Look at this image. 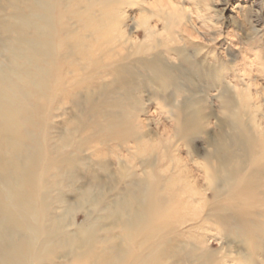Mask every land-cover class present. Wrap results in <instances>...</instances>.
Listing matches in <instances>:
<instances>
[{
    "label": "rangeland",
    "instance_id": "rangeland-1",
    "mask_svg": "<svg viewBox=\"0 0 264 264\" xmlns=\"http://www.w3.org/2000/svg\"><path fill=\"white\" fill-rule=\"evenodd\" d=\"M7 4L0 0V78L4 75L22 96L16 99L27 114L17 120L20 113L0 112V123L9 122L12 138L23 143L17 145L24 163L11 173V191L1 183L0 220L9 235L0 248L14 246L22 264L21 257L28 264H98L103 248L139 250L147 216L131 197L132 189L142 190L131 179L143 177L145 161L158 154L187 158L189 152L205 150L203 133L192 134L191 140L177 139L172 131L169 137L156 134L176 126L164 99L182 96L183 89L163 87L159 76L142 67L126 72L99 50L91 56L68 40L67 50L52 44L35 50L31 29L25 35L11 31L13 10ZM110 8L115 22L127 34L133 31L139 45L186 46L197 61L215 69L216 79L243 87L246 92L233 96L229 111L250 129L255 118L264 131V0H116ZM54 29L59 39V26ZM239 69L249 77L243 79ZM132 82L138 86L132 88ZM219 100L212 98L213 109L219 110ZM206 107L205 113L213 114ZM218 113L225 115L221 109ZM254 134L263 139L249 165L264 169V134ZM139 137L149 144L139 148L134 140ZM243 176L236 186L245 182L239 180ZM214 200L207 191L193 203L195 213L189 217L199 218L192 225L159 236L153 264H225L223 252L241 258L237 251L245 257H230L226 264H264V197H247L244 205L232 203L226 211L218 210ZM233 210L243 218L240 223L219 221L221 213ZM5 262L16 264L1 252L0 264Z\"/></svg>",
    "mask_w": 264,
    "mask_h": 264
},
{
    "label": "bare ground",
    "instance_id": "bare-ground-1",
    "mask_svg": "<svg viewBox=\"0 0 264 264\" xmlns=\"http://www.w3.org/2000/svg\"><path fill=\"white\" fill-rule=\"evenodd\" d=\"M7 1L6 8L13 10L11 20L14 21V25L10 26L11 31L25 35L31 29L35 50L40 45L48 46L49 44H52V48L57 45L59 49L67 50L64 46L69 42H75L77 46L82 45L87 53L89 51L91 56L99 50L106 59L113 62L111 64H117L119 69L128 72L135 67H142L159 76L163 87H165L164 84H169L175 88H182L181 99L177 94H171V97L168 96L164 99L166 105L172 107L168 112L177 124L173 130L166 127L160 128L156 132L159 137L166 135L169 137L171 131L174 132L177 139L183 140H191L192 134L197 133H203L205 136L203 153L189 152L187 158L162 153L145 161L144 176L139 177L137 174L131 179L133 186L142 188L137 192L132 189L131 197L140 201L139 207L147 216L146 219L144 218L146 225L139 230L142 236L139 244L141 250L122 253L117 246L103 248L97 257L98 264H153L156 262L154 248L158 246L159 236L170 230H180V227L187 222H191L188 225H192L199 218L197 216L189 217L191 213H195L192 211L193 203L200 198H205L207 191L212 192L215 199L214 204L219 206L218 210L222 211L232 209L233 207L230 205L232 203L244 205L247 197H264V182H261L264 180V169L261 166L249 165L255 154L257 143L263 139L257 138L254 132L262 135L264 131L255 118L248 124L251 126V130L250 127H245L242 124L236 114L229 111L233 105V96H240L246 92L243 87L227 80H224L226 82L224 83L222 79H216L215 69L206 64L204 60L203 62L197 61L196 56L189 53L186 46H170L162 49L159 48L157 42L139 45L133 31L129 30L127 34L124 25L115 22L110 7L116 0ZM55 25H58L60 29L59 39H56L57 35L55 36L57 34L55 33L57 29H54ZM138 25L140 24L138 23ZM152 31V29L149 31V36L152 35ZM42 37L45 38L42 39ZM66 40L69 42L66 43ZM13 50L14 53L18 52L16 46H13ZM37 67L41 71L42 67ZM239 75L246 79L250 74H247L245 69H239ZM210 79L213 81L212 84ZM217 80L220 82L219 84L214 83ZM247 85L249 86V84ZM136 86H138L137 83H131L132 88ZM213 90L216 93L210 94L209 91ZM202 91H205L204 95H200ZM19 95L11 82L1 75V114L4 112L20 113L17 116L15 114V119L18 116L21 117L22 113L27 114L24 109L26 106H21L22 100L16 99ZM20 97L22 96L20 95ZM213 97L220 99V104L216 106L224 112L223 117L218 115L219 110L213 109ZM207 104L212 109L213 114L211 115L205 113ZM210 118L215 120L210 123ZM19 119L18 117L17 120ZM112 123L113 126L116 125L115 122ZM211 125L213 129L209 130ZM12 137V126L9 122L7 124L1 122L0 199L1 183L4 182L11 191V173L15 170L17 172L18 168L24 164L23 158L19 156L21 148L17 145L21 143ZM134 140L139 148L149 144L145 138L139 137ZM190 143L188 142V146ZM26 157H28L27 154ZM241 175L244 176L239 180H245V182L243 184L239 182L236 186L235 181ZM203 182H206L207 185L201 187L200 184ZM147 188L149 191H146ZM145 191L146 195H144ZM142 199L148 200L143 204ZM218 219L223 224L231 220L238 221V223L243 220L239 211L236 210L228 214L221 213ZM205 221L202 220L203 223ZM6 231L7 224H1L0 220V242L6 243L5 238L9 235V233L6 234ZM11 247L10 249L6 244L1 247L0 256L1 252H8L10 260H16V264H22L18 254L13 253L15 247ZM237 255H241V258L236 257L235 259L231 252H223L222 262L228 263L230 257H233L231 259L233 261H240L245 257V254H241L239 251H237ZM23 259V264H28L27 258L21 257L22 261ZM5 263L10 264V262ZM82 264L87 263L83 262Z\"/></svg>",
    "mask_w": 264,
    "mask_h": 264
}]
</instances>
